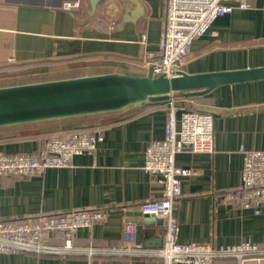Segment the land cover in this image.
Masks as SVG:
<instances>
[{"label": "crops", "instance_id": "0c3cea01", "mask_svg": "<svg viewBox=\"0 0 264 264\" xmlns=\"http://www.w3.org/2000/svg\"><path fill=\"white\" fill-rule=\"evenodd\" d=\"M246 1L249 8L218 17L193 41L182 71L221 75L264 69V0ZM68 3L78 4L67 8ZM166 9L167 0H0V75L26 66L28 71H41L44 68L34 65L49 61L103 69L69 78L147 74L148 62L161 52ZM49 80L58 79L29 83ZM170 96L116 112L1 126L0 150L7 153H35L51 136L76 131L100 128L104 139L96 150L75 155L69 166L23 177L0 175V220L106 208L108 219L81 228L74 246H122L126 218L136 221L137 237L145 246H162L163 224L140 213L139 204L161 196L162 186L143 167L144 156L151 142L164 137L170 101L175 99L178 115L188 110L211 113L215 130L214 152L184 150L176 156L177 166L193 169L182 177L175 208L178 240L215 246L250 240L264 246V209L256 214L223 200L241 184L243 151L264 150V78ZM49 240L62 246L64 233L50 234ZM94 260L164 264L161 257L114 253ZM0 264H89V260L78 253H0ZM213 264L237 263L219 259Z\"/></svg>", "mask_w": 264, "mask_h": 264}, {"label": "built area", "instance_id": "2783aa9c", "mask_svg": "<svg viewBox=\"0 0 264 264\" xmlns=\"http://www.w3.org/2000/svg\"><path fill=\"white\" fill-rule=\"evenodd\" d=\"M78 3H68L67 8ZM246 0H167L165 25L161 36L160 55L148 62L154 76H177L184 56L193 41L206 33L220 16L235 8L246 9ZM171 97V96H170ZM171 99L164 137L151 142L144 156V169L162 186L161 196L139 204L146 216L162 219L165 242L150 248L137 237V224L126 218L122 246L112 249L94 246L76 247L75 234L97 221H106V208H86L0 220V253H35L49 255L84 254L89 264L102 254L161 257L164 264H213L219 259H234L237 264H264V246L250 240L215 246L211 243L181 242L175 208L182 194V177L192 168L176 165L178 153H212L215 150L214 117L209 112L188 110L178 115L179 107ZM104 139L103 131H76L67 136H51L35 153H7L0 150V175L30 176L43 174L48 168L66 167L75 155L96 150ZM242 181L237 189L228 191L223 200L228 205L251 209L259 214L264 209V150H244ZM64 233L62 246L50 242V234Z\"/></svg>", "mask_w": 264, "mask_h": 264}, {"label": "water", "instance_id": "95a60500", "mask_svg": "<svg viewBox=\"0 0 264 264\" xmlns=\"http://www.w3.org/2000/svg\"><path fill=\"white\" fill-rule=\"evenodd\" d=\"M264 78V69L221 75L105 73L0 87V127L116 112L172 92L202 93L224 83ZM141 213V212H140ZM150 220H156L149 216ZM162 223V219H157Z\"/></svg>", "mask_w": 264, "mask_h": 264}, {"label": "rangeland", "instance_id": "374dc122", "mask_svg": "<svg viewBox=\"0 0 264 264\" xmlns=\"http://www.w3.org/2000/svg\"><path fill=\"white\" fill-rule=\"evenodd\" d=\"M73 65V66H72ZM34 66H39L44 68L41 71L31 72L28 71L26 67H20V69H13V71L6 73V75H0V87L6 85H16L29 83L34 81L46 80V79H63L69 78L72 76L99 72L103 69L93 68V66H83L78 65L77 63H59L55 61H49L41 63L40 65L36 64Z\"/></svg>", "mask_w": 264, "mask_h": 264}]
</instances>
